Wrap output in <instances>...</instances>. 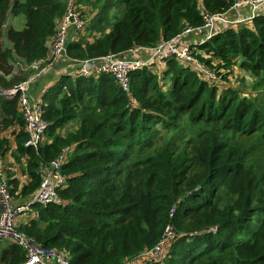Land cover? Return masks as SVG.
<instances>
[{"label":"trees","instance_id":"1","mask_svg":"<svg viewBox=\"0 0 264 264\" xmlns=\"http://www.w3.org/2000/svg\"><path fill=\"white\" fill-rule=\"evenodd\" d=\"M233 3L76 0L85 26L70 30L66 53L80 63L155 48ZM64 11L63 0H0V92L32 77V64H48ZM19 15L22 29L7 26ZM198 42L187 43L189 56L214 79L175 56L130 72L126 92L108 74L61 76L40 96L47 128L37 149L24 146L17 97L0 96V174L17 202L66 151L61 203L31 206L19 233L68 264H264V15ZM167 228L174 238L162 257L142 259ZM25 256L0 241V264Z\"/></svg>","mask_w":264,"mask_h":264},{"label":"built area","instance_id":"2","mask_svg":"<svg viewBox=\"0 0 264 264\" xmlns=\"http://www.w3.org/2000/svg\"><path fill=\"white\" fill-rule=\"evenodd\" d=\"M65 11L56 27V35L49 42L48 64L39 62L32 64L30 68L35 74L28 80L18 83L10 89L2 90L0 96L12 99L17 97L18 107L24 121V130L28 138L25 147L37 149L42 141L47 123L41 117V106L29 96L32 84L42 76L53 64L58 56L65 51L68 30L82 31L85 21L77 12L76 0H63ZM259 15H264V0H234L233 5L225 12L213 16H204L202 27L188 29L182 35L193 32L205 36L203 42L214 36L219 30L233 28L241 25L250 26L252 21ZM220 28V29H219ZM180 37L167 42H161L155 48H134L118 55H106L97 58L86 59L80 62L77 77L87 78L90 76L108 74L114 82L123 90L129 86V74L140 68H153L160 66L164 58L175 56L179 61L192 63L196 69L204 72L210 79L214 77L201 67L189 56L188 44H179ZM141 53L148 55L146 58ZM66 160V151L61 153L49 166L41 168L42 180L34 195L23 202H16L10 194L5 177L0 174V241H8L20 247L26 254L24 264H46L50 261L55 264H68L58 253L43 250L28 241L25 236L16 230V220L27 214L31 206H47L59 204L61 200L57 195V189L66 183V177L60 169ZM174 235L170 228L164 233L163 240L149 252L141 255L142 259H159L163 255L164 247L171 241ZM125 264H138L127 262Z\"/></svg>","mask_w":264,"mask_h":264},{"label":"crops","instance_id":"3","mask_svg":"<svg viewBox=\"0 0 264 264\" xmlns=\"http://www.w3.org/2000/svg\"><path fill=\"white\" fill-rule=\"evenodd\" d=\"M24 24H25V18L19 15L18 17H12V19L9 20L7 26H12L15 29H22ZM205 33L206 32H204L202 35L199 36L193 32H190V33L182 35L180 39L178 40V42L179 44H182L184 42L188 43L189 41H192V43H199L198 41L203 40L202 38L205 36ZM67 37H68L67 38L68 40L66 41V44H65L64 53L60 54L58 58L56 59L55 64H53L45 73H43L42 76L36 82H34V84H32L31 86V89L29 91V96L35 102H39L41 94L45 90H47L49 87L53 86V84L57 82V80H59L61 76L63 75L70 76L72 79L77 77V72L80 69V65L78 62H74L70 60V58H68L67 53H66L67 43L73 39V35L70 30H68ZM10 47L11 46H8L7 49L10 50ZM6 164L11 166L10 169L18 177L21 185L25 184L27 179L25 176L22 175V171L20 167L14 166L10 159H8V163ZM0 166L2 169V167L5 166V163L3 162L2 164H0ZM28 217H29V212L19 217L16 220V224L21 223Z\"/></svg>","mask_w":264,"mask_h":264},{"label":"rangeland","instance_id":"4","mask_svg":"<svg viewBox=\"0 0 264 264\" xmlns=\"http://www.w3.org/2000/svg\"><path fill=\"white\" fill-rule=\"evenodd\" d=\"M85 8V7H84ZM83 8V9H84ZM5 30V29H4ZM1 41H2V44H3V47L5 48V49H7L8 48V46H10V43L7 41V39H6V36L4 35V31H2V39H1ZM185 44H187V42H184ZM10 50H11V47H10ZM163 67L162 66H160V68L159 69H162ZM197 71H199V69H196ZM238 71L236 70V73H237ZM237 74H239V73H237ZM229 84L230 85H233L234 84V80L232 79L230 82H229ZM236 84V83H235Z\"/></svg>","mask_w":264,"mask_h":264}]
</instances>
